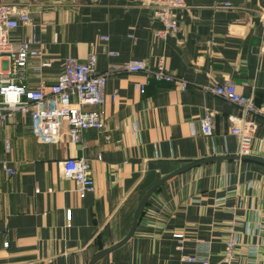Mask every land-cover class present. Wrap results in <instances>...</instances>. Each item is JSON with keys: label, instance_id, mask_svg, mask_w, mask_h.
Listing matches in <instances>:
<instances>
[{"label": "crops", "instance_id": "obj_1", "mask_svg": "<svg viewBox=\"0 0 264 264\" xmlns=\"http://www.w3.org/2000/svg\"><path fill=\"white\" fill-rule=\"evenodd\" d=\"M1 1L29 13L43 59L52 60L41 77L45 87L56 82L66 59L85 62L90 55L98 73L129 61L154 69L162 61L188 87L151 80L140 94L142 73L108 77L104 104L88 107L99 112L103 127L84 131L77 143L67 125L58 142L44 144L28 115L1 121L0 264H90L103 253L95 264H192L183 258L193 257L264 264L262 117L208 91L231 83L264 109V0H184L178 32L165 41L155 37L159 25L147 0ZM30 34L20 27L11 38L17 43ZM37 84L30 72L28 85ZM207 113L214 115L210 137L201 133ZM247 120L256 123L251 153L239 157L230 130ZM68 158L89 164L95 189L83 199L62 175ZM196 162L204 164L155 190L125 241L147 192ZM231 227L237 246L225 263Z\"/></svg>", "mask_w": 264, "mask_h": 264}, {"label": "built area", "instance_id": "obj_2", "mask_svg": "<svg viewBox=\"0 0 264 264\" xmlns=\"http://www.w3.org/2000/svg\"><path fill=\"white\" fill-rule=\"evenodd\" d=\"M147 5L159 25L155 37L165 41L174 36L179 29L178 12L184 8V0H147ZM221 7L230 8V5L224 4ZM20 27L31 28V34L27 39L14 43L12 33ZM100 40L108 42L109 39L100 37ZM41 45L29 13L15 4L0 3V122L11 119L16 113L28 115L34 136L44 144L58 142L63 125L68 126L67 134L73 143H77L86 130H101L103 121L99 112L88 110V107H100L104 104L106 81L117 73H142L145 77L144 83L135 86L140 94L145 93V87L151 80L173 84L180 91H185L188 87L185 81L170 76L162 61L154 69L149 68L143 61H129L122 65H111L106 72L98 73L95 55H90L85 62L66 59L56 82L45 87L41 77L43 70L50 68L52 60L43 59ZM108 56L117 58L118 55L108 53ZM35 60L38 62L36 66L30 67V63ZM30 72L38 80L37 87L28 85ZM208 91L236 105L248 115L261 116L264 127V109L256 107L250 99L239 95L233 84L215 85ZM111 99L115 101V96ZM213 123V113L205 114L201 120L203 136H212ZM255 129L254 120H247L230 130L231 135L239 139V157L250 155ZM8 148L6 145V149ZM4 169L9 175L12 174L11 170L6 167ZM61 171L64 178L75 182L76 193L80 199L94 191L90 167L84 159H66L61 164ZM65 218L70 221V211L65 212ZM233 227L225 242L222 258L225 263L232 262L235 257L237 243ZM183 261L209 264L206 258H183Z\"/></svg>", "mask_w": 264, "mask_h": 264}, {"label": "water", "instance_id": "obj_3", "mask_svg": "<svg viewBox=\"0 0 264 264\" xmlns=\"http://www.w3.org/2000/svg\"><path fill=\"white\" fill-rule=\"evenodd\" d=\"M240 159H245V158H240ZM261 162H263V161H261ZM263 163H264V162H263ZM203 164H204V162H196V163H193V164L187 165V166H185V167L179 169V170L176 171L175 173L171 174L170 176L165 177L164 179H162L161 181H159L156 185H154V186H153V187L147 192V194L143 197V199L140 201V203H139V205H138V207H137V209H136V211H135V215H134V219H133V225H132V228H131V230H130V232H129V234H128V237L125 239V241H127V240H128L129 238H131V236L133 235V233H134V231H135V229H136V226H137V224H138L139 218H140V216H141V214H142V212H143V210H144V208H145V206H146V203H147L148 199L150 198V196L155 192V190H156L158 187H160L162 184H164V183L167 182L168 180L172 179L173 177H175V176H177V175H179V174H181V173H183V172H185V171H188V170H190V169H192V168H194V167L201 166V165H203ZM103 254H105V253H103ZM103 254H102V255H103ZM102 255H98V256H96V257L90 262V264H95V263L98 261V259L100 258V256H102Z\"/></svg>", "mask_w": 264, "mask_h": 264}, {"label": "rangeland", "instance_id": "obj_4", "mask_svg": "<svg viewBox=\"0 0 264 264\" xmlns=\"http://www.w3.org/2000/svg\"><path fill=\"white\" fill-rule=\"evenodd\" d=\"M0 3H3V2L0 0Z\"/></svg>", "mask_w": 264, "mask_h": 264}]
</instances>
